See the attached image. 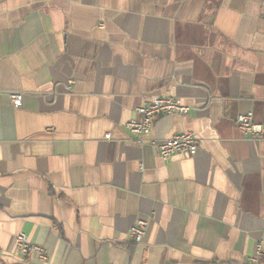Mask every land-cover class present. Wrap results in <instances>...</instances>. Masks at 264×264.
I'll return each instance as SVG.
<instances>
[{
    "label": "crops",
    "instance_id": "1",
    "mask_svg": "<svg viewBox=\"0 0 264 264\" xmlns=\"http://www.w3.org/2000/svg\"><path fill=\"white\" fill-rule=\"evenodd\" d=\"M155 95L191 109L139 143L127 123ZM248 112L264 126V0H0V264H42L19 232L45 264H247L259 245L264 264ZM183 131L197 154L163 160Z\"/></svg>",
    "mask_w": 264,
    "mask_h": 264
},
{
    "label": "built area",
    "instance_id": "2",
    "mask_svg": "<svg viewBox=\"0 0 264 264\" xmlns=\"http://www.w3.org/2000/svg\"><path fill=\"white\" fill-rule=\"evenodd\" d=\"M10 98L14 107H20L23 102V93L11 92ZM190 109L191 106L183 103L179 98L155 95L149 103L136 107L135 112L138 118L131 119L127 123V128L137 142L144 143L147 141L153 122L158 115L164 113L185 115ZM236 121L240 131L248 138L257 137L264 131V126L254 120L253 112L239 114ZM105 137L110 139L111 134H106ZM157 145L160 157L169 161L176 154L195 156L199 150V139L194 132L183 131L157 142ZM147 225L146 219H138L130 229V237L138 243L142 242ZM15 254L20 258H36L42 264H45L48 259L44 249L40 245L30 242L24 232H19L15 237ZM260 256L261 248L259 245L256 255L247 264H257Z\"/></svg>",
    "mask_w": 264,
    "mask_h": 264
}]
</instances>
